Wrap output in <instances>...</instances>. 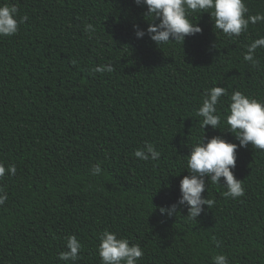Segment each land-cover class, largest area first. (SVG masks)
Segmentation results:
<instances>
[{"label": "trees", "instance_id": "trees-1", "mask_svg": "<svg viewBox=\"0 0 264 264\" xmlns=\"http://www.w3.org/2000/svg\"><path fill=\"white\" fill-rule=\"evenodd\" d=\"M244 2L249 15L264 13V0ZM3 4L28 19L0 37V163L17 169L0 180L8 197L0 264H65L58 254L69 235L82 244L75 264H101L105 230L140 245L138 264H212L219 253L229 264H264V150L237 149L243 196L225 197L209 181L202 195L215 203L197 220L186 207L172 217L159 211L177 202L187 155L203 134L205 142L220 135L239 144L226 129L231 93L264 101V47L255 51L258 64L243 58L264 37V22L229 37L209 13H192L201 33L157 46L135 35L134 25L159 22L135 0ZM109 63L111 73L95 72ZM216 86L228 93L217 105L220 129L204 130L196 113ZM145 143L158 160L135 157ZM97 163L103 171L94 176Z\"/></svg>", "mask_w": 264, "mask_h": 264}, {"label": "clouds", "instance_id": "clouds-1", "mask_svg": "<svg viewBox=\"0 0 264 264\" xmlns=\"http://www.w3.org/2000/svg\"><path fill=\"white\" fill-rule=\"evenodd\" d=\"M137 5L146 6V16L149 21H156L146 29L134 25L135 35L142 39L145 35L155 42L157 46L170 41L184 42L187 36L202 32V28L190 22L192 13H209L216 29L222 30L229 37L239 36L247 31L249 24L264 22V13L248 14L244 0H135ZM19 9L15 4L0 5V37H10L17 33L19 24L26 21V16L17 19ZM86 32H94L91 24L86 25ZM215 47V45H214ZM264 47V37H260L247 46L244 60L253 65L259 63L255 59L257 48ZM95 72L114 71L109 64L98 65ZM228 95L224 87L216 86L208 90L202 106L196 115L202 117L200 127L205 130L207 126L220 129L221 115L218 114L217 105L222 96ZM229 114L226 117L227 130L233 133L239 144L230 142L220 135L207 138L205 135L191 146L187 155L188 175L180 180V196L176 203L170 206H161L159 211L168 217L175 215L180 207L187 208L186 216L190 220H197L204 211L205 205L211 209L215 201L203 196L209 181L212 184L223 185L226 188L225 197L239 198L245 194V189L240 179L234 175L236 166V153L239 147L251 145L254 149L264 150V101L250 98L237 90L231 93ZM135 157L140 160L155 161L161 153L152 143H145L144 147L137 149ZM16 166L9 164L7 167L0 163V180L5 175H15ZM103 171L99 163L91 169L92 175H99ZM223 178V181H221ZM7 193L0 188V206L7 200ZM98 254L101 264H138L143 256V249L139 244H130L129 240L117 236L116 233L105 230L99 236ZM66 250L59 252L58 259L65 264H75L80 258L81 242L75 235L65 238ZM212 264H229L226 254L219 253L212 257Z\"/></svg>", "mask_w": 264, "mask_h": 264}]
</instances>
